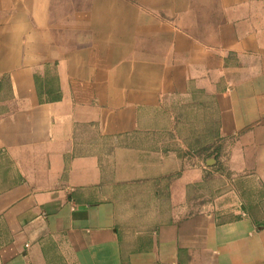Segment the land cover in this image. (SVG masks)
Segmentation results:
<instances>
[{"label": "crops", "instance_id": "1", "mask_svg": "<svg viewBox=\"0 0 264 264\" xmlns=\"http://www.w3.org/2000/svg\"><path fill=\"white\" fill-rule=\"evenodd\" d=\"M0 264H264V0H0Z\"/></svg>", "mask_w": 264, "mask_h": 264}, {"label": "rangeland", "instance_id": "2", "mask_svg": "<svg viewBox=\"0 0 264 264\" xmlns=\"http://www.w3.org/2000/svg\"><path fill=\"white\" fill-rule=\"evenodd\" d=\"M174 112H199V110L192 106L191 103H184L176 106Z\"/></svg>", "mask_w": 264, "mask_h": 264}, {"label": "trees", "instance_id": "3", "mask_svg": "<svg viewBox=\"0 0 264 264\" xmlns=\"http://www.w3.org/2000/svg\"><path fill=\"white\" fill-rule=\"evenodd\" d=\"M192 104V103H191ZM195 105H192V106H194V107H196L198 110L200 109L199 107V105H200V103L198 104V102L197 103H194Z\"/></svg>", "mask_w": 264, "mask_h": 264}]
</instances>
